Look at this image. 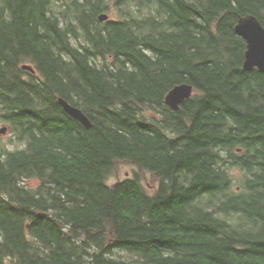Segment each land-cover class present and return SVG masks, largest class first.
<instances>
[{
	"label": "trees",
	"instance_id": "obj_1",
	"mask_svg": "<svg viewBox=\"0 0 264 264\" xmlns=\"http://www.w3.org/2000/svg\"><path fill=\"white\" fill-rule=\"evenodd\" d=\"M246 14L264 25V0H0V120L18 144L0 145V264H264ZM183 82L194 93L173 110ZM121 162L154 191L138 173L109 184Z\"/></svg>",
	"mask_w": 264,
	"mask_h": 264
},
{
	"label": "water",
	"instance_id": "obj_2",
	"mask_svg": "<svg viewBox=\"0 0 264 264\" xmlns=\"http://www.w3.org/2000/svg\"><path fill=\"white\" fill-rule=\"evenodd\" d=\"M101 22L109 20L108 13H102L99 16ZM236 34L241 36L246 42L244 60L241 66L242 71L256 70L264 73V25L261 20L254 14H246L238 18L234 26ZM22 68L32 73L35 72L33 65L25 63ZM194 86L191 83L183 82L172 87L165 96V103L173 110H179L181 104L194 93ZM60 104L64 110L74 119L78 120L86 128L93 126L90 118L82 111L81 108L71 104L66 99L60 97ZM5 132V128L0 129ZM130 264H144L142 262H133Z\"/></svg>",
	"mask_w": 264,
	"mask_h": 264
},
{
	"label": "rangeland",
	"instance_id": "obj_3",
	"mask_svg": "<svg viewBox=\"0 0 264 264\" xmlns=\"http://www.w3.org/2000/svg\"><path fill=\"white\" fill-rule=\"evenodd\" d=\"M109 14V18L116 17L114 12H107ZM5 128V132H0V145L4 147H8L10 149H14L18 146L15 141V137L11 132L9 125L6 122L0 120V129ZM138 173L142 182L147 186L149 192H153L156 186L158 185L157 180L154 179L151 172L147 170H141L137 166L125 162H121L118 164L117 168L109 175L107 178V182L109 184H113L118 180H122L126 177L133 176ZM33 184H36V181H32Z\"/></svg>",
	"mask_w": 264,
	"mask_h": 264
}]
</instances>
